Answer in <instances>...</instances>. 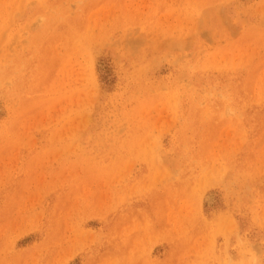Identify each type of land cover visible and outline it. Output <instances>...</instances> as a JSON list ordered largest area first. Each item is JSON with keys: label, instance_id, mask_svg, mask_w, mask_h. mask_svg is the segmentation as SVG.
Returning <instances> with one entry per match:
<instances>
[{"label": "rangeland", "instance_id": "1", "mask_svg": "<svg viewBox=\"0 0 264 264\" xmlns=\"http://www.w3.org/2000/svg\"><path fill=\"white\" fill-rule=\"evenodd\" d=\"M0 264H264V0H0Z\"/></svg>", "mask_w": 264, "mask_h": 264}]
</instances>
